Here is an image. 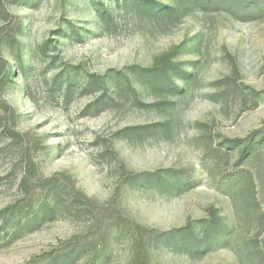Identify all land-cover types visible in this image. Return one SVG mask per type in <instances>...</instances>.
Returning a JSON list of instances; mask_svg holds the SVG:
<instances>
[{
  "label": "rangeland",
  "instance_id": "374dc122",
  "mask_svg": "<svg viewBox=\"0 0 264 264\" xmlns=\"http://www.w3.org/2000/svg\"><path fill=\"white\" fill-rule=\"evenodd\" d=\"M230 1L0 0V264H264V0Z\"/></svg>",
  "mask_w": 264,
  "mask_h": 264
},
{
  "label": "trees",
  "instance_id": "16d2710c",
  "mask_svg": "<svg viewBox=\"0 0 264 264\" xmlns=\"http://www.w3.org/2000/svg\"><path fill=\"white\" fill-rule=\"evenodd\" d=\"M209 3H214L215 2V0H207ZM231 1L230 0H221V4L222 5H225L224 7H228L227 6V3H230ZM252 2L253 3H257L258 2V0H252ZM235 4V3H234ZM98 5H101V7H103V5L102 4H98ZM232 143H233V141H231ZM230 142V143H231ZM246 147L244 148L245 150L243 151V153H242V156L244 157V156H246L247 155V150H249V146H248V144L247 145H245ZM8 214V211L6 210L5 212H4V215L3 216H6ZM45 215H46V213L44 214V216L42 217V218H45ZM214 221L216 220V218H214L213 219ZM216 221L212 224L213 225V227L216 225ZM11 226V225H10ZM9 226V227H10ZM7 229H8V226L7 227H4L1 231H0V238H4L5 236H8L9 234H10V231H7ZM210 229H212V228H210ZM2 233H4L3 235H2ZM217 233H219V229H215V230H210V231H208V232H206L205 231V227L203 226V227H200L199 228V232L198 233H195L194 234V238H196L197 239V237H198V239H202L203 240V243L205 244V245H210V244H214V242L215 243H219L220 242V240H218V241H215V240H213L212 239V235L213 234H217ZM56 264H70V262H69V260L67 259L66 261L64 260V261H62V262H59V263H56ZM72 264V263H71ZM91 264H97V263H95V261L93 260L92 262H91Z\"/></svg>",
  "mask_w": 264,
  "mask_h": 264
}]
</instances>
